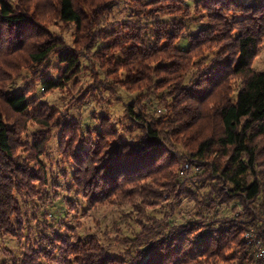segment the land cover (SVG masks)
<instances>
[{"label": "trees", "instance_id": "16d2710c", "mask_svg": "<svg viewBox=\"0 0 264 264\" xmlns=\"http://www.w3.org/2000/svg\"><path fill=\"white\" fill-rule=\"evenodd\" d=\"M112 2L0 0V233L22 238L17 198L39 194L41 178L30 165L48 153L49 131L58 123L33 94L65 89L82 71L80 52L93 51L127 90L161 92L162 113L148 116L142 102L127 104L124 132H141L130 141L105 116L99 129L60 126L58 147L74 165L68 183L91 208L132 207L140 227L131 238L118 232L107 246L95 236L77 244L57 236L66 257L76 264H262L244 235L254 229L264 243V72L252 67L264 38V0L206 1V22L190 15L188 0H134L139 22L106 29ZM166 11L180 18H159ZM235 13L240 18L230 19ZM53 20L76 27L75 49L48 30ZM52 56L65 65L60 78L37 79V90H9L20 70ZM31 122L45 131L23 160L20 134ZM87 133L89 147L76 150L77 137ZM184 198L194 212L174 225ZM156 208L170 211L150 218ZM120 245L125 249L114 254ZM29 257L23 264H34Z\"/></svg>", "mask_w": 264, "mask_h": 264}, {"label": "rangeland", "instance_id": "374dc122", "mask_svg": "<svg viewBox=\"0 0 264 264\" xmlns=\"http://www.w3.org/2000/svg\"><path fill=\"white\" fill-rule=\"evenodd\" d=\"M11 1L15 2V0ZM138 1L147 3L151 0ZM206 1L210 0H188L192 5L190 15L193 18L198 17L201 22H206L204 8ZM237 1L241 4L258 2V0ZM179 5L185 7L181 3ZM135 11L134 0H113L110 12L105 16L102 27L110 29L118 28V25L123 22L137 23L139 18L136 17ZM167 12L161 14L159 18L166 22L176 17L180 18L179 15H171ZM233 16L240 18L241 15L230 14L229 18L231 19ZM142 24L144 25L143 21ZM194 26L196 25L188 24L187 29L193 30ZM48 30L60 38L67 47L75 49L76 27L74 25L53 20L48 25ZM80 53L83 64L82 71L79 75H70L71 80L68 81L65 89H56L47 94H39V91L36 94L32 93L33 101L37 102L38 106H46L49 113L58 117V123L49 131L48 153L40 159L39 163L30 165L41 178V181L36 183V190L39 194L30 200H23L19 196L17 198L20 206L18 218L23 221L24 225L22 238L18 239L0 233V264H23L28 256L35 260L34 264H76L73 255L66 257L64 245L62 242L56 241L57 236L75 244L90 236H95L104 246H107L116 244L114 238L118 232L122 238H131L133 233L140 231V227L136 223L138 218L133 213L132 207L105 203L91 208L85 199L76 193L65 175H70L74 165L68 156L61 152L57 141L61 133L60 126L65 123L77 126L79 122H83L92 129L93 127L99 129V122L103 116L109 117L113 126L119 128L122 140L130 141L133 137L139 136L141 132L137 128L131 133L124 132L125 128L130 126V123L123 122L125 106L131 102H142L145 105L146 114L156 117V114L162 113L160 98L163 94L161 92L129 91L118 84L116 77L107 75L105 70L113 68L112 64L110 67H104L97 58L93 57V51L83 50ZM252 67L257 72H264V38ZM65 69V65L59 63L57 56H52L41 67L34 66L30 69L20 70L11 82L9 90L19 91L26 88L37 90L39 84L37 83L36 86L33 82L47 77L56 80L62 76ZM110 88L111 90H109ZM43 131L45 130L31 122L27 129L20 134V145L23 147L18 148V153L23 160L27 158L28 154L26 147H30L34 137ZM88 136L87 133L85 136L77 137L79 143L76 145V150L81 146L89 147L91 140ZM92 137L95 138L94 135ZM114 144L116 146L117 142ZM233 204L231 205L233 206ZM193 207L194 204L184 198L172 219L173 224H181L183 216L188 217L194 212ZM238 210L241 211V208ZM169 211V208H156L150 209L148 213L150 218L161 219ZM42 239L46 240L41 241ZM33 249L36 251L46 250L50 256H38ZM124 249L125 245H120L113 248L112 251L114 254H119Z\"/></svg>", "mask_w": 264, "mask_h": 264}, {"label": "built area", "instance_id": "2783aa9c", "mask_svg": "<svg viewBox=\"0 0 264 264\" xmlns=\"http://www.w3.org/2000/svg\"><path fill=\"white\" fill-rule=\"evenodd\" d=\"M187 168L188 165L185 166V169ZM244 238L248 243L253 245L257 258L264 264V243L258 233L254 229H250L245 233Z\"/></svg>", "mask_w": 264, "mask_h": 264}]
</instances>
